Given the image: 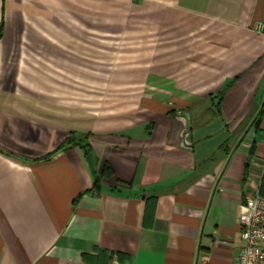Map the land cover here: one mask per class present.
<instances>
[{
	"label": "crops",
	"instance_id": "1",
	"mask_svg": "<svg viewBox=\"0 0 264 264\" xmlns=\"http://www.w3.org/2000/svg\"><path fill=\"white\" fill-rule=\"evenodd\" d=\"M263 20L264 0H0V264H238Z\"/></svg>",
	"mask_w": 264,
	"mask_h": 264
},
{
	"label": "built area",
	"instance_id": "2",
	"mask_svg": "<svg viewBox=\"0 0 264 264\" xmlns=\"http://www.w3.org/2000/svg\"><path fill=\"white\" fill-rule=\"evenodd\" d=\"M255 28L264 32V20ZM238 223L242 236L238 264H264V196L260 186L252 183L246 189ZM113 264H119V261L115 259Z\"/></svg>",
	"mask_w": 264,
	"mask_h": 264
},
{
	"label": "trees",
	"instance_id": "3",
	"mask_svg": "<svg viewBox=\"0 0 264 264\" xmlns=\"http://www.w3.org/2000/svg\"><path fill=\"white\" fill-rule=\"evenodd\" d=\"M3 27H4V24L2 23V25L0 26V37L2 36ZM77 135L78 134H75V136L72 137L71 140H74V142L76 144L82 145L86 149V152L90 153L91 152V146H90V142H89V135L88 134L87 135H83V136H77ZM51 155H53V154L48 155L47 158H50ZM109 169H110V167L108 165H106L103 168V174H105ZM260 192H261L262 196H264V175H263V178H262V181H261V185H260ZM119 256L121 257V255H119ZM113 257H114V253H111L109 255V257H108L107 262H110ZM84 258L86 260V264H92V262L89 261V259L91 258L90 255H85Z\"/></svg>",
	"mask_w": 264,
	"mask_h": 264
}]
</instances>
